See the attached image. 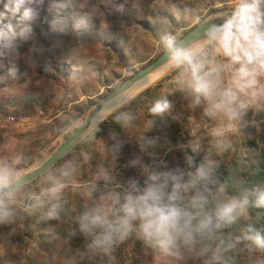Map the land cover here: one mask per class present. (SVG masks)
<instances>
[{
    "label": "clouds",
    "instance_id": "obj_1",
    "mask_svg": "<svg viewBox=\"0 0 264 264\" xmlns=\"http://www.w3.org/2000/svg\"><path fill=\"white\" fill-rule=\"evenodd\" d=\"M0 2L5 10L0 19L6 13L19 14L23 24L38 16L45 0ZM127 2L124 0L118 7L122 9ZM47 4L54 26L71 21L74 31L82 33L89 20L101 13V5L112 6L117 0H47ZM201 8L200 0H193L183 10V18L193 21V30H201V36L188 40L190 33L181 37L164 27L158 30V42L164 62L174 70L175 92L181 94L186 108L198 112L200 120L222 123L207 136L190 131L192 139L187 144L171 145L166 137L162 144L160 136L146 133L155 128L158 120L179 117L173 115L174 104L168 96L156 99L148 108L153 117L148 130L134 136L148 162L138 156L124 165L138 167L144 176L143 184L136 177L117 179L115 161L126 141L110 132L113 144L107 149L114 157V167L101 171L94 182L85 186L90 203L75 214L66 192L70 187L78 189L74 181L82 161L64 158L63 154L59 157L63 163L58 167L56 163L44 167L47 161L25 175L21 171L27 163L23 154L0 158V227L12 226L21 216H34L42 224H63L71 217L73 226L67 236L83 239L80 255L89 261L102 259L106 264H117L118 248L132 237L146 249L177 262L187 257L191 264H237L236 253L242 244L264 251V231L253 224H248L241 235L230 231L252 210H264V187H249L228 178L221 181L217 175L221 157L232 147L229 133L234 128L242 132L248 127L261 130V122L246 117L249 111L254 116L264 113V0H235L211 20L206 12L198 11ZM174 15L177 21L181 18L178 13ZM28 31L22 27L17 33L12 24L0 26V68L5 60L19 57L17 37L27 38ZM26 62L36 67L30 55ZM49 70L45 66L44 71ZM9 74H16L14 66ZM109 99L113 101L108 105L112 121L122 130L130 127L136 120L132 110L112 111L117 105L129 103L126 89ZM102 122L94 123L93 117L78 125L69 138L83 128L75 143H88L96 138ZM165 146L169 151L182 152L183 166H168L158 151ZM201 153L203 158L197 162ZM239 163L246 165V157L242 156ZM41 169L39 175L26 179ZM47 236L48 243L58 239L55 232Z\"/></svg>",
    "mask_w": 264,
    "mask_h": 264
},
{
    "label": "trees",
    "instance_id": "obj_2",
    "mask_svg": "<svg viewBox=\"0 0 264 264\" xmlns=\"http://www.w3.org/2000/svg\"><path fill=\"white\" fill-rule=\"evenodd\" d=\"M123 2L124 0H117V4L107 7L101 5V13L89 20L87 29L82 33L74 31L71 21L64 26H54L53 13L48 10L47 0L33 20L21 24L19 14L13 16L11 13H6L4 18L0 19V26L12 24L17 33L22 27L30 29L27 38L17 37L19 57L5 60L4 67L0 68V113L19 116L32 114L36 106L39 110L45 109L46 112L51 109L46 121L22 130L10 127L4 142L3 140L0 142V148L4 143H11L15 147L23 146L15 151L17 153L21 150L23 156H27L32 149L35 150L27 157V163L21 167L41 159L42 150L50 146L53 140L59 136L65 137L100 98L143 67H133L148 59V53L143 50L140 42L133 40L131 36L133 29H142L157 43L155 58L163 52L158 42V30L167 27L174 31V13L180 14L185 8L183 0H128L120 9L118 4ZM3 12H5L3 3L0 2V13ZM185 31H182L180 36ZM106 51L120 60L123 68L128 70V76L114 87L105 88L103 94H98V82H102L108 76L103 63ZM29 55L36 62L35 68L26 62ZM13 66L16 68L14 76L9 74V69ZM45 66L51 70L45 72ZM174 76V70L170 69L129 99V103L113 110V112L117 109L132 110L136 120L130 127L122 130L108 114L99 125L100 131L96 133L94 140L88 143L79 142L64 157L83 162L74 181L79 186L78 189L73 190L70 187L66 192L70 207L75 210L73 214L83 210L90 203L85 186L94 182L101 171H111L114 167V157L107 149L113 144L110 132L118 133L120 139L126 141L115 161L114 171L117 179L127 180L129 177H136L143 184L144 176L140 169L124 165L138 156L148 162V157L140 152L134 136H140L148 130L153 119L148 108L156 99L168 96L174 104L173 115L179 119L168 117L164 122L158 120L155 128L146 135L160 136L162 144L165 137L171 145L188 143L190 118L189 115L188 118L184 115L186 112L178 110L180 104L173 83ZM76 83L80 89V96L83 97V101L78 103H75L78 98L70 95L71 87ZM46 85L49 86V90L46 89ZM162 90L165 93H162ZM42 96H45V100L41 99ZM93 96L95 97L91 98ZM52 102L55 105L51 108ZM183 105H186L185 101ZM105 135L108 137V145L101 149L95 141ZM158 151L169 167L176 166L177 159L173 151H169L166 146ZM242 156L246 157V165L239 163ZM202 158L203 155L198 156L197 162ZM221 159L222 165L217 173L221 181L228 178L229 181L243 182L249 187H264V134L256 136L251 130L245 132V136L238 144L231 147ZM62 163L63 159L56 166ZM39 180L40 178H37V184ZM57 223L51 221L42 224L38 223L34 216H21L12 226L0 227V264L4 261H7V264H106L102 259L89 261L80 255L83 250V239L81 237L72 239L67 236V232L73 226L71 217L63 224ZM248 224H253L264 231V210H252L247 218L239 220L230 231L241 235ZM49 232L57 233L58 239L48 243ZM116 256L117 264H159L160 261L167 259L174 264H191L187 257L184 261L177 262L157 251L146 249L135 237L122 244ZM236 256L237 264H264V251L249 249L244 244L237 250Z\"/></svg>",
    "mask_w": 264,
    "mask_h": 264
},
{
    "label": "rangeland",
    "instance_id": "obj_3",
    "mask_svg": "<svg viewBox=\"0 0 264 264\" xmlns=\"http://www.w3.org/2000/svg\"><path fill=\"white\" fill-rule=\"evenodd\" d=\"M183 1H184L183 3H184L185 8H187L190 4L193 3V0H183ZM234 2H235V0H200L202 8L198 9V11H204L207 13L208 18H213V17H215V15H217L219 13V11L230 7ZM184 9L181 10V12H180L181 18L178 21L176 20V18L174 16V21H175L174 23L175 24H174L173 29L179 36H180L182 31L187 30L188 28H190L191 26L194 25V22L191 21L190 19H184L183 18V10ZM131 34H132L131 36H132L133 40L139 41L143 47V50L146 53H148V59L145 62H143L142 64L134 65L133 67L137 68L139 66H144L148 62H150L152 59H154V56H155L156 50H157V43H155L154 40L146 32H144L140 28L133 29ZM103 63L105 64L104 71L108 76L106 78L103 77L104 79L102 80V82H100V81L98 82V84H97L98 88H99L98 94H101V93L103 94L105 92V88L114 87L115 85L119 84L122 80H124L128 76V70L124 69L120 60H118L115 56H113L109 51H106V53L104 54ZM170 69L171 68H169L166 65L164 68L158 69L157 71L153 72L148 77L147 81L145 82V85L147 84L146 86H148V85L154 83L156 80H158L160 77H162ZM173 79H175V76ZM145 85H144V87L143 86L142 87L145 88L146 87ZM48 87L49 86L46 85V89L49 90ZM142 87L139 90H137L135 93H133L129 97V99H131L133 96H135L137 93H139L143 89ZM162 93H165V91H163ZM176 94L179 96L178 97L179 99L177 100L178 103L180 104L178 110H180L181 112L183 111V113L186 112L184 115L186 117H187V115H189L188 117L190 118V123L188 126L189 127V134H188V139H187L188 142H189V140L192 139V136L190 135V131L193 135L202 133L205 136H207L215 127H217L218 125H220L222 123V121H219V120H211V121L200 120L198 118V112L195 113L191 110H188L189 111V113H188L186 106L183 105L184 100H183L181 94L178 92ZM70 95L78 98V101H76L75 103L83 101V97L80 96V89H79V86L77 83H76V85L74 84V86L71 87ZM45 96H42L41 99L45 100L44 99ZM47 97H48V95L46 96V98ZM94 97L95 96H93L91 98H94ZM57 102H58V99H57ZM51 105H52L51 106V108H52L55 105V103L52 102ZM48 107H50V103L48 104ZM50 111H51V109L47 110V112L45 109L39 110L38 106H36L34 108L32 114H27V115L15 116V115H12L10 113L9 114L0 113V117L12 116V117L20 118V119H26L25 123L18 122L19 124L10 123V122L0 123V142L2 140L4 142V139H5L6 135L8 134L7 130L10 129V127H13L14 130H22V129L27 128L29 126L42 123V122L46 121V119L48 118V115L50 114ZM58 114H60V113L58 112ZM246 119H248V120L255 119V120L261 122V130L257 131V129L255 127H248L244 130V132H242L238 128H234L229 133V138L231 140L232 147L234 145H237L238 142L245 136V132H247L249 130L253 131L254 135H256V136L264 134V113H259V114H256L254 116L253 112L249 111ZM63 138L64 137L59 136L55 140H53L50 143V146H48L47 148L42 150L43 157L41 159H36L33 163L27 165L26 167H21V171L24 173V172L32 169L33 167H35L41 161H43L47 156H49L59 146V144L61 143ZM95 143H96V145L100 146L101 149H103L106 145H108V137L105 135L104 137L95 141ZM4 146H2L0 148V158H9L15 154H18V153L21 154V152H20L21 150L17 151V153L15 151H16V149L23 148V146H21V145L20 146L18 145L15 147L11 143H4ZM33 151H35V150L32 149L31 152H28L27 156L25 155L24 157L27 159V157L29 155L30 156L32 155ZM172 153L175 154L174 157L177 159L176 165L179 164L180 166H183V154H182V152L179 150H173ZM202 155H203V153L200 154V157H202ZM159 264H174V262L167 259L164 261H160Z\"/></svg>",
    "mask_w": 264,
    "mask_h": 264
},
{
    "label": "water",
    "instance_id": "obj_4",
    "mask_svg": "<svg viewBox=\"0 0 264 264\" xmlns=\"http://www.w3.org/2000/svg\"><path fill=\"white\" fill-rule=\"evenodd\" d=\"M214 18V17H213ZM213 18H208L209 20ZM196 25L191 26L188 28L181 37L186 36L188 33H190L187 37L188 40H194L197 37L201 36L202 32L201 30H193V28ZM193 30V31H192ZM165 58L163 56V52H161L158 56H156L154 59H152L150 62H148L146 65H144L140 70H138L135 74L128 77L122 84L116 86L113 88L110 92H108L106 95H104L100 100L93 106V108L88 112V114L83 118V120L77 124L75 127H73L62 139L59 146L49 155L47 156L43 161H41L39 164H37L32 169L24 172L25 175L32 173L35 169L42 166L44 163L47 164L44 167H47L50 164L58 163L61 159L59 157L63 154L64 157L79 143H75L76 136L80 134V131H83V128L81 130H77V133L75 136L69 138V135L75 130V128L80 125L82 126L84 123H86L89 119L94 117V123H99L102 121L108 114V105H110L113 101L109 98H112L115 93H118L121 89H126V91L132 87L135 84H144L148 77L158 69L164 68L167 63L164 62ZM132 82H135L134 84ZM129 85H131L129 87ZM147 85V84H146ZM145 85V86H146ZM144 87V86H143ZM142 87V88H143ZM120 105H117V107ZM101 109V110H100ZM100 110V111H99ZM114 110V109H113ZM112 110V111H113ZM87 125L84 127L86 128ZM41 170H37L36 173L31 174L30 176L26 177V179H31L34 175H39Z\"/></svg>",
    "mask_w": 264,
    "mask_h": 264
},
{
    "label": "built area",
    "instance_id": "obj_5",
    "mask_svg": "<svg viewBox=\"0 0 264 264\" xmlns=\"http://www.w3.org/2000/svg\"><path fill=\"white\" fill-rule=\"evenodd\" d=\"M8 122L19 124L18 122L25 123L26 119H20V118L12 117V116L0 117V123H8Z\"/></svg>",
    "mask_w": 264,
    "mask_h": 264
},
{
    "label": "bare ground",
    "instance_id": "obj_6",
    "mask_svg": "<svg viewBox=\"0 0 264 264\" xmlns=\"http://www.w3.org/2000/svg\"><path fill=\"white\" fill-rule=\"evenodd\" d=\"M147 81V80H146ZM144 84H135L133 85L132 87H130L127 91H126V94L128 97H130L133 93H135L137 90H139L142 86H144Z\"/></svg>",
    "mask_w": 264,
    "mask_h": 264
}]
</instances>
